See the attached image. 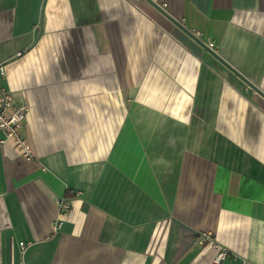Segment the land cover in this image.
<instances>
[{"label":"crops","instance_id":"0c3cea01","mask_svg":"<svg viewBox=\"0 0 264 264\" xmlns=\"http://www.w3.org/2000/svg\"><path fill=\"white\" fill-rule=\"evenodd\" d=\"M153 1L0 0V264H264V0Z\"/></svg>","mask_w":264,"mask_h":264},{"label":"built area","instance_id":"2783aa9c","mask_svg":"<svg viewBox=\"0 0 264 264\" xmlns=\"http://www.w3.org/2000/svg\"><path fill=\"white\" fill-rule=\"evenodd\" d=\"M166 3H163L161 7H165ZM194 34L199 37L201 31H194ZM210 48L215 50L213 43L208 44ZM4 63H0V76L6 72ZM29 111L28 105H18L14 107V99L10 92L5 87H0V133L2 138L0 142H5L7 138L12 139L14 146L17 150H20L25 159L32 160L34 157L33 148L26 138H23L21 134V128L24 126V122ZM59 208L62 214H69L72 211V203L69 199L61 197L59 200ZM212 233L206 232L205 237H209ZM213 244L218 248L216 257L212 259L211 264H220V261L225 259L229 253V249L220 245L212 238ZM21 247L25 248V242L22 241Z\"/></svg>","mask_w":264,"mask_h":264},{"label":"water","instance_id":"95a60500","mask_svg":"<svg viewBox=\"0 0 264 264\" xmlns=\"http://www.w3.org/2000/svg\"><path fill=\"white\" fill-rule=\"evenodd\" d=\"M147 1H150L158 10H160L161 12H163L166 16H167V18L170 20V21H172L174 24H177L178 26H180L181 27V29H183L184 31H187V33L190 35H192L196 40L198 39V38H196L195 37V35L193 34V32H191V31H188L182 24H181V22L179 21V20H177L176 18H173L168 12H167V10H165L164 8H161L160 6L161 5H158L157 3H155L153 0H147ZM254 87V86H253ZM254 88H256V87H254Z\"/></svg>","mask_w":264,"mask_h":264},{"label":"trees","instance_id":"16d2710c","mask_svg":"<svg viewBox=\"0 0 264 264\" xmlns=\"http://www.w3.org/2000/svg\"><path fill=\"white\" fill-rule=\"evenodd\" d=\"M69 197H71V193H68V194L66 195V198H69Z\"/></svg>","mask_w":264,"mask_h":264}]
</instances>
